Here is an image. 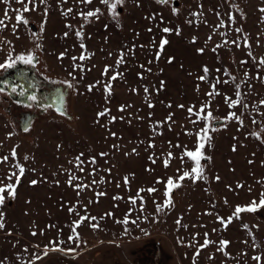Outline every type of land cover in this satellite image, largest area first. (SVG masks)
Here are the masks:
<instances>
[{"label": "rangeland", "instance_id": "374dc122", "mask_svg": "<svg viewBox=\"0 0 264 264\" xmlns=\"http://www.w3.org/2000/svg\"><path fill=\"white\" fill-rule=\"evenodd\" d=\"M174 7L177 14H173ZM69 8L73 12L62 15ZM95 8H100L102 14L84 25L81 40L75 33L84 22L77 12ZM17 9L28 20L26 27L17 24ZM261 9L264 0H169L168 4L125 0L115 9L118 16L114 19L100 0L87 6L75 0H37L36 10L30 12H23L16 0L10 5L0 3V19L8 25L0 31V63L5 62L10 50L14 49L13 57L32 51L35 67L26 66L34 82L42 89L60 87L66 113L48 107L40 111L32 103L23 105L6 88L0 93V157L9 156L7 163L0 164V178L15 171L11 168L16 162L11 159L13 149L25 169L15 198H8L5 192L0 207L5 225L0 229V262L28 264L34 256H40L42 259L35 260V264H193V256L207 233L211 243L200 251L195 264H257L252 259L256 255H261L264 264V208L240 214L227 228L217 220V216L227 220L237 205H248L253 200L259 203L260 193L264 192V143L247 135L258 132L264 137V125H254L251 120L254 116L264 121L253 109L255 105L264 113V106L259 105L264 99V82L256 79L258 69L247 54L251 51L257 60L264 57ZM221 21L225 27H218ZM164 28L171 31L165 33ZM237 28L242 31L237 33ZM245 37L250 49L244 46ZM162 39L168 41L163 50ZM225 39L238 40L240 47L231 43L224 46ZM37 43L41 48L36 47ZM82 52L90 58L81 61ZM121 53L123 62L117 64ZM244 60L247 65L240 63ZM106 66L107 75H103ZM205 66L209 73L201 81L198 78L205 75ZM225 71L236 77L242 93H249L244 97L249 104L247 110H230L225 104V96L235 98V85ZM4 72L0 69V76ZM245 72L249 79L242 83ZM259 72L264 76V68ZM115 73L122 75L111 81L109 95L104 85ZM218 78L230 82L217 84L221 95L207 96ZM63 81L74 87L69 89ZM90 85H95L91 91ZM210 100L218 130L209 133L211 140L203 148L206 159L200 163L206 179L196 183L185 179L171 193L173 206L156 214L153 201L162 204L165 199V185L157 180L175 179L195 164L187 157L182 163L181 155L185 148L195 151L197 137L186 133H196L204 123L193 125L191 120L196 117L189 116L188 108L195 106L198 111ZM105 110L104 116H98ZM229 111L244 112V128L235 121L222 126ZM26 112L33 114L27 123L22 121ZM169 153L172 158L165 167ZM77 157L83 161V171L76 166ZM70 175L76 177L71 185ZM125 177L128 184L124 183ZM11 182L15 184V178ZM3 183L9 181L4 179ZM77 184L88 187L78 189ZM148 188L157 191L149 194ZM141 189L145 190L140 192L145 209L142 213L139 198L136 205L129 200ZM70 208L75 211L70 213ZM126 215L128 224L117 223ZM80 216L97 220L85 221L76 229L80 240L70 242L72 224ZM132 220L137 222L133 224ZM93 223L99 227L93 229ZM245 224L259 247H254L248 230L242 227ZM33 232L37 234L33 236ZM221 240L230 242L224 251L218 250ZM50 241H63L59 247L65 251H52L56 245ZM45 246L49 249L47 256Z\"/></svg>", "mask_w": 264, "mask_h": 264}, {"label": "snow or ice", "instance_id": "6c2138e0", "mask_svg": "<svg viewBox=\"0 0 264 264\" xmlns=\"http://www.w3.org/2000/svg\"><path fill=\"white\" fill-rule=\"evenodd\" d=\"M11 0H0V3H3L5 5H10ZM16 2L20 5H22V11L23 12H30V11H35L37 8V0H16ZM64 3H67V0H63ZM75 2L77 4H81V5H91L94 0H75ZM39 3H45V0H39ZM100 3L105 5L108 10L109 13L112 15V17L115 19L118 16V13L115 12V9L118 6H122L125 3V0H100ZM157 3L159 4H168L169 0H157ZM29 5H31V7H29ZM17 15H16V21L17 24H23L25 27L28 24V20L26 18L23 17L22 14H20L21 10L17 9ZM173 14H177V9L174 7L172 9ZM262 12H264V9H261ZM8 12H9V8L6 7L4 9V16L7 17L8 16ZM73 12V9L69 8L66 10L62 11V15H69L70 13ZM46 11H45V15H46ZM102 14L101 9L100 8H95L94 10H90V11H80L77 12V15L81 17V19L83 20L84 23L81 24V30L76 31L75 35L77 37H79L81 40L83 39V27L86 23H90L91 20L90 18H95V19H99V16ZM193 15H198L196 13H193ZM217 15H219V13H217ZM229 20L230 21H234V17L229 15ZM189 24L192 23V21H188ZM225 23L224 21H221L220 24L218 25V27H225ZM8 25L5 24L4 19H0V31H2L3 29L7 28ZM66 27L71 28V25H66ZM16 30V25H13V31L15 33ZM165 33H169L171 30L168 28H164L162 30ZM237 33L241 32L242 30L237 28L235 30ZM177 34H179V30H177ZM32 35H36L35 33H33ZM65 37L68 35V33L66 32ZM222 36H226L227 33H221ZM209 39H211V37H209ZM9 44L11 42H8ZM168 41L167 39H162L160 42V49L163 50V47L165 44H167ZM233 44L236 47H240V43L238 42V40H232V41H228V40H224L223 41V45L226 46L227 44ZM222 45H217V48L221 47ZM244 46L246 48L251 47L250 44H248L247 42V37L244 38ZM36 47L39 49L41 48V45L39 43H37ZM81 48H85L84 44H81ZM14 50V49H13ZM10 50L8 55H7V59L5 60L4 63H0V69L7 71L8 69H12L15 68L17 63H22L24 65H31L33 67H35L33 61L36 60V56L32 51H28L27 53H20L18 55H16L15 57H13L12 51ZM216 49H213V51H215ZM198 51L203 52V49H199ZM248 56L251 57L253 64L256 65L258 71H257V75H256V79L261 80L262 82H264V76L260 75L259 69L260 68H264V57H261L260 59L257 60V58L255 56H253L251 51H248ZM63 53H61V58L63 57ZM90 57L86 56L83 52L80 55L79 59L81 61L85 60V59H89ZM77 59L76 57H73V60ZM123 62V53H121V57L120 59H118L117 64H120ZM171 62V61H170ZM240 63L242 65H247L248 61L244 60V61H240ZM107 71H108V67L106 66L105 68V72L103 73V75H107ZM219 71V70H217ZM203 72L205 75L200 76L198 79H200L201 81H205L207 79V75L209 73V69L205 66L203 69ZM20 75L22 76L23 73H20ZM69 75H71V73H69ZM122 74L120 73H115L114 75L111 76L110 80L108 83H106L104 85L105 88V92L107 94H111V81L116 80L119 76H121ZM225 75L226 76H230L231 79V83H233L235 85V98L233 99L232 97L229 96H225L224 97V102L225 104L228 106V108L231 109H235L238 107H242L243 109L247 110L249 108V104L245 102L244 97L246 95H248L249 93H242L241 92V85L239 83H236V77L235 76H231L230 73H228L227 71H225ZM244 80L242 81V83H247L248 79H249V73L245 72L244 73ZM224 83V84H228L230 81L229 80H224L221 81L219 80V78L215 81V83H213L211 85L212 90L208 93H206L207 96L215 98L216 96L221 95V93L217 90V84L220 83ZM62 83L66 84L67 87L69 89L73 88V84L69 81H63ZM97 83H100L99 81ZM95 85H90L89 86V91L92 90V88H94ZM249 89H251V84H248ZM5 88L4 87H0V93H4ZM147 88L145 89V92H147ZM11 93H15L18 94L21 97H25V99L27 101L30 102H36L37 101V96L34 94H28L27 89L21 90L19 92H17V87L13 86L11 87ZM54 103H57L58 105H62L63 104V95H59L56 98V101H54ZM259 105L260 106H264V99L259 101ZM28 106H31V104H29ZM52 105H48V107H51ZM149 107H152L151 104H149ZM180 107H183L182 105ZM195 106L189 107L188 108V112H189V116H195L196 119H192L191 123L193 125H196L198 123L203 122L204 123V127L200 128L196 133H186V135H196L197 137V145H196V149L195 151L192 150H188L187 148H185V151L182 153L181 155V161L182 163L184 162V158L187 157L189 161H194L195 164L194 166L191 168L190 171H183L182 174L178 175L175 179L173 177H168L166 182L162 181V180H157V183H164L165 185V191H164V202L161 203H157L155 201H153V203L155 204V212L156 214H159L161 212H163L165 209L172 207V198H171V193L174 189L181 187L182 186V182L185 179H190L192 180L193 183H196L197 180L200 179H206V177L203 175V166L201 165L200 161L202 159H206V157H204L203 155V148L206 142H210L211 140V136H210V132H214L217 131V127H215L217 118L213 115V112L211 111V100L202 104L199 108V110H194ZM253 109L256 112L257 115L264 117V113L259 112V109L253 105ZM58 111L61 112L62 115H65L66 113H64L62 111V109L58 108ZM207 110V111H206ZM108 110H105L103 112L98 113V116H104L107 113ZM121 111H123V106L121 107ZM244 115V112H241L240 114H237L235 111H229L228 115L226 117L223 118V124L222 126L226 127L228 122L231 121H235L240 128H244L245 124H244V120L242 119V116ZM251 116V114H249ZM115 119V118H113ZM168 119H171V116L168 117ZM251 120H252V124H262L264 125V121H257V119L254 116H251ZM27 127L25 128V131H27ZM239 130V129H238ZM262 131H264V127H262L261 129ZM114 135V134H113ZM248 136H251L252 138L258 140L259 142L264 143V137H262L260 135V133L258 132H251L247 134ZM149 147H154V145H149ZM177 147H179V145H177ZM233 150H235V146L233 147ZM135 151V150H133ZM83 154L81 153V156ZM102 156L107 155L106 153H101ZM172 158V154L169 153V159H166L164 161V166L168 167L169 164V160ZM11 159L13 161H16L15 163H13L11 165L12 169H15V171L10 170L8 175L6 177H2L0 178V207L3 206L4 202H5V195L4 193L7 192L8 198H12L14 199L16 196V188L18 187L19 183H20V179L21 177L24 175L25 169L23 167V165H21L18 160H17V153L15 151V149L12 150L11 153ZM28 157H25V160H27ZM151 159V157H150ZM9 161V156H2L0 157V164L3 163H7ZM92 163H95V158H92L91 160ZM153 163H155V160L152 161ZM251 163V161H250ZM83 164V161L80 160L79 157L76 158V166L80 168V171H83V167H81V165ZM178 172L180 171L179 169L177 170ZM13 178H15L16 183L13 184L11 181L13 180ZM4 179H7L9 181V183L4 184L3 181ZM76 177L75 176H69V184L71 185L72 181L75 180ZM216 179L218 180L219 177H216ZM103 182V181H101ZM31 183L35 184L36 181H32ZM93 183H96V181L94 180ZM124 183L128 184V178L125 177L124 178ZM258 183H261L260 181H258ZM119 186V185H118ZM76 188L78 189H84L87 188V185H81V184H77L75 185ZM238 187H242L241 185H238ZM141 191H145L144 189H141L137 192V196L136 197H129V200L131 202L132 205H136L137 203V198H139L140 200V212L142 213L145 209H144V200L143 197L140 196V192ZM149 194L156 192L157 189L156 188H148L146 190ZM249 191H251V189H249ZM98 196H102L105 195V193H97ZM114 199H118V197H114ZM225 203L227 204V200H225ZM261 208H264V192L260 193V200L259 203H257L256 200H253L250 204L248 205H237L233 211L232 216H229L227 218V220H225V218L217 216V220L225 227L227 228L228 224H230L233 219H239L240 218V214L242 213H255L258 210H260ZM75 209L70 208L69 212L72 213L74 212ZM131 209L129 210V215L131 214ZM209 215H211V213H207ZM107 216H111V213H106ZM3 218H4V213L2 211H0V229H3L5 227L4 222H3ZM137 219H139V216L137 217ZM144 219H147V217H144ZM96 221L97 218L96 217H89V216H80L79 219L77 221H74L71 227V231L73 233V235L69 236V241L70 242H78L80 240V236L79 233L76 231V229L78 227H80L85 221ZM137 221L136 220H132L131 223L135 224ZM117 223H123V224H128L129 223V219H128V215L125 216L123 221H117ZM177 224L180 223V220L176 221ZM91 227L93 229H96L99 227V225L97 223H93L91 224ZM242 227L245 230H248L249 235L252 237L253 240V245L254 247H259L260 245L256 242L255 240V236L251 233V231L249 230L248 225H242ZM127 228L125 229V233H127ZM215 231V229H214ZM37 233L33 232L32 235L35 236ZM51 244L56 245V247H54L53 249H51L52 251H65V249H62L59 247V244L63 243V241H50ZM211 243V241H209L207 239V233H205V241L204 244L200 245L199 248L197 249L196 253L193 256V264H195L196 262V258L199 256L200 251L207 247L208 244ZM229 241L226 240H221L220 241V249H218L219 251H224V249L227 247V245L229 244ZM245 243H247V241H245ZM36 247H39V245H36ZM25 252L28 251L27 248L24 249ZM67 251H74V249H68ZM49 252V249L47 246H45L44 249V256H47ZM225 255H227V253H225ZM42 259V257L40 256H34V259L31 261H28V264H35V260H39ZM253 260H255L257 262V264H262V257L261 255H256L252 257ZM0 264H2V262H0Z\"/></svg>", "mask_w": 264, "mask_h": 264}, {"label": "flooded vegetation", "instance_id": "af4514ba", "mask_svg": "<svg viewBox=\"0 0 264 264\" xmlns=\"http://www.w3.org/2000/svg\"><path fill=\"white\" fill-rule=\"evenodd\" d=\"M19 70L20 69H18V71ZM22 71L23 72L27 71V69L24 68V70H22ZM1 77H0V86H4V83H2V78ZM4 77L5 76H3V78ZM13 86L17 87V92H19L21 90H24V89H27L28 94H34V95L37 96V98H38L37 101L36 102H30V101H27L25 99V97H21L18 94L11 93V87H13ZM57 88L54 87L51 90H48V89H45V88L42 89L41 86L38 85V84L37 85L35 84V86H34L33 83H31L30 85H26V84H23L22 82H20V80H18V81L15 82V84H12L11 86H9L7 91H9L10 94L12 95V97H14L15 99L18 98V100H20V102H22L23 105H27V104L29 105L30 103H32L34 108L37 107V108H39L40 111H43V108H47L48 105H52L51 107H48V108L55 110L56 103H54V101H56V99H55V96H54V91ZM22 116H23L22 121L24 120L23 122H26V120H27V122H28L29 117L33 116V114L32 113L30 114L29 112H26Z\"/></svg>", "mask_w": 264, "mask_h": 264}, {"label": "trees", "instance_id": "16d2710c", "mask_svg": "<svg viewBox=\"0 0 264 264\" xmlns=\"http://www.w3.org/2000/svg\"><path fill=\"white\" fill-rule=\"evenodd\" d=\"M24 68L27 69V71L23 72L22 70H24ZM18 69L20 70L18 71ZM20 73H23V75L21 76ZM32 75L33 73L30 68H28L26 65L17 63L15 68L7 70L6 72H4L2 77H0L2 78V83H4L3 87L8 90V87L12 84H15V82L18 80L26 85H30L31 83H33L34 86L35 84L37 85V83L34 82ZM3 76L5 77L3 78Z\"/></svg>", "mask_w": 264, "mask_h": 264}, {"label": "water", "instance_id": "95a60500", "mask_svg": "<svg viewBox=\"0 0 264 264\" xmlns=\"http://www.w3.org/2000/svg\"><path fill=\"white\" fill-rule=\"evenodd\" d=\"M59 95H63V94H62V92L60 91V88H57V89H55V91H54L55 99H56ZM63 102H64V95H63ZM58 108L62 109V105H58V104L56 103L55 110H57ZM57 111H58V110H57ZM62 111H64V110L62 109ZM58 112H60V111H58ZM26 123H27V120H26ZM24 124H25V123H24Z\"/></svg>", "mask_w": 264, "mask_h": 264}]
</instances>
